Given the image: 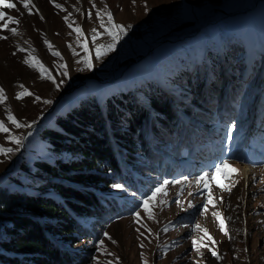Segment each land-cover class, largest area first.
<instances>
[{"label":"rangeland","instance_id":"obj_1","mask_svg":"<svg viewBox=\"0 0 264 264\" xmlns=\"http://www.w3.org/2000/svg\"><path fill=\"white\" fill-rule=\"evenodd\" d=\"M13 2L17 8L4 11L21 20L19 34L12 36L0 30V35L8 36L7 40H0V88L8 97L4 104H0V121L5 122L11 135L22 139V144L16 145L6 139L8 133H0V145L14 149L7 156L0 154V184L10 189L55 197L51 189L39 188L45 177L33 173L35 168L32 164L37 160L52 162L55 158L65 159L68 156L51 152L39 132L52 127L54 118L71 110L81 98L94 93L103 95L101 93L108 84L120 83L138 96L134 83L145 87L151 82L171 96L174 104L184 108L182 103L186 101L193 106L187 114L198 117L201 111L197 112L194 106L199 109L203 106L200 101H195L193 96L196 93L192 85L187 84L186 72L190 73L193 68L192 74L198 81H204V88L212 93L213 99L222 96L223 91L221 94L216 91L229 83H225V79L221 81L219 74H227L230 80H244L234 103V111L224 115L222 121L218 120L214 130H207L209 125L205 119L199 118L198 122H194L197 131L191 136V147L183 144L184 158L180 161L185 162L180 163L178 171L171 175L164 173L162 179L157 173H141L142 180L154 181L156 186L165 180L170 182L166 186L168 195L155 198L167 203L149 205L153 214L151 220L143 210V200L151 194L150 191L144 197L139 194L138 200L129 195L130 211L108 223L95 222L93 229H89L88 237L81 235L73 242L65 237L56 240L75 252L78 258L75 264H107L109 260L114 264L117 260L118 264H143L141 253L147 264H264V157H259L258 153L264 144L255 154H250L249 161L242 160L253 135H263L264 132V0H93L95 9L89 0H55L64 11L49 0H33L36 8L32 15L27 13L19 0ZM105 5L112 12L114 22L125 26L127 31L114 51L97 59L92 51L91 29L96 28L101 33L97 44L111 43V38L103 34V29L99 27L95 14ZM89 11L92 12L91 19L87 16ZM65 16H69L68 23L64 20ZM69 23L73 28L78 25L84 31L82 40L90 51V70L84 63H77L83 60L85 53L78 46L77 35L69 28ZM129 25L130 28L127 27ZM45 39L61 53L62 58L52 55L44 43ZM234 39L244 43L243 50L250 53V59L248 57L242 64L243 68L241 66L229 72L225 65L213 69L205 63L208 60L205 53H209L204 48L207 44L210 52L221 54L226 44ZM69 44L77 55H73ZM18 47L27 51L19 52ZM29 53L49 69L56 84L41 79L35 68L22 62ZM241 56L243 52L235 57V66ZM186 57L194 58L196 63L188 65L191 61ZM60 64L68 66L67 76L59 74L62 72L58 67ZM19 84L25 85L34 96L15 99V94L20 91ZM237 86L240 87L239 84ZM122 88L117 85L111 89L120 91ZM35 96L41 97V100H35ZM44 100L51 103L46 104ZM251 106L253 108L249 111ZM6 109L22 125L31 127L16 128L7 121ZM210 109L207 107L206 111ZM249 113L255 114V127L247 119ZM229 130L231 139L228 138ZM211 132L216 133L215 137ZM224 137L226 140L222 144L218 138ZM173 144L163 141L160 147L170 151L174 149ZM220 152L222 158L219 157ZM152 160L150 158L146 166L144 157L138 162V167L151 170ZM225 161L238 169L229 179L215 171V167ZM23 165L28 166V170H24ZM245 169H251V174L244 173ZM204 173L209 174L215 207L209 205L207 213L201 215L209 189L203 184L198 186L194 181ZM213 173L214 181L228 185L230 191L217 187L211 178ZM62 181L88 188L87 184L66 179ZM177 181L179 183H175ZM189 193L192 195L189 196ZM177 195L180 197L179 206L175 203ZM189 202L193 207H188ZM213 211L221 214L231 240L219 230V221L212 216ZM135 213L140 214L139 222ZM197 224L206 228L217 242L214 247L222 260L217 261L207 249L202 248L201 254L193 250L192 240H199L203 235L199 229L193 230ZM165 226L168 227L167 232L162 231ZM147 229H151V234ZM104 233H108L116 243L113 244ZM205 242L212 246L210 241ZM141 244L144 245L142 248Z\"/></svg>","mask_w":264,"mask_h":264},{"label":"trees","instance_id":"obj_2","mask_svg":"<svg viewBox=\"0 0 264 264\" xmlns=\"http://www.w3.org/2000/svg\"><path fill=\"white\" fill-rule=\"evenodd\" d=\"M208 47L209 44L204 47L209 52L205 53L208 59L205 63L213 69L225 65L232 72L250 59L240 40L228 42L221 54L210 52ZM242 52L235 66V57ZM186 60L191 61L188 65L196 63L194 58ZM192 69L185 76L187 84L195 90V101L203 106L201 109L194 106L197 112L201 111L198 117L187 114L193 106L186 101L182 103L184 108L174 104L172 97L156 84L149 82L144 87L135 82L139 95L134 96L127 87L114 83L105 86L103 95L94 93L81 98L71 110L56 116L52 127L40 130V137L46 139L50 151L68 158L37 160L32 164L33 173L45 177L39 188L51 189L55 197L0 184V264H75L78 259L75 252L57 239L65 237L73 242L81 235L88 237L95 222L108 223L129 212V195L138 200L139 194L144 197L156 186L154 181L142 180L141 173H157L162 179L164 173L171 175L178 171L180 163L185 162L180 160L184 158L183 144L189 142L187 134L195 135L197 131L194 122L199 118L207 120V130L211 131L218 120L234 111L235 100L244 85L241 78L230 80L227 74H219L221 81L229 83L218 88L216 93L224 94L213 99ZM117 85L123 88L112 91ZM207 107L211 109L206 111ZM183 117L189 118L187 124ZM163 141L175 143L174 149H162ZM144 157L146 166L153 159L151 170L138 167ZM22 168L28 170V166ZM64 179L87 184L88 188L63 182ZM116 184L122 187L116 190L113 187Z\"/></svg>","mask_w":264,"mask_h":264},{"label":"snow or ice","instance_id":"obj_3","mask_svg":"<svg viewBox=\"0 0 264 264\" xmlns=\"http://www.w3.org/2000/svg\"><path fill=\"white\" fill-rule=\"evenodd\" d=\"M50 3H53L54 6L56 8L61 9V11H64L62 5L55 3V0H49ZM90 3H92V7L95 9L96 5L95 3H93V0H89ZM133 2H135V0H133ZM19 3L22 5V7L27 11V13L29 15L33 14V9L36 8V5L33 3V0H19ZM17 8V4L13 2V0H0V30H5L8 33H10L12 36H16L19 34L18 32V26L21 23V20L13 15L8 14V12L4 11V9H10V10H15ZM37 14H38V10H37ZM96 18L99 21V27L101 29H103V34H106L107 36H109L111 38V43L107 44V45H102V44H97L96 41L99 39L101 33L96 29L93 28L91 29V39H92V43H93V49L92 51L95 52L96 54V58L100 59L101 57L105 56L108 54V52L110 51H114L115 50V46L116 44L120 41V39H122V36L124 34H126L127 28L121 24L115 23L113 20V14L111 11L107 10V6L105 5L104 9H98L96 11ZM87 16L89 19L92 18V12L89 11L87 13ZM105 17H107V22L105 23ZM41 19H43V17L41 16ZM64 20L66 23H68L69 20V16H65ZM69 28H72L73 31L76 33L77 35V44L78 46L83 49L85 55L83 60H78L77 63H84L89 70L92 67V63L89 60V55H90V51L88 48V45L86 42H83L82 38L84 37V31L77 25L76 27L73 28V25L71 23L68 24ZM128 28H130L131 26H127ZM8 36L6 35H0V40H7ZM45 45L48 47L49 51H51L53 56H57V57H61V53L59 51H56L53 49V45L47 40L45 39L44 41ZM69 49L73 51V55H77V53L75 52L74 49H72V45L69 44L68 45ZM17 51L19 52H25L27 51L26 49H24L23 47H18ZM13 55H15V53H13ZM62 58V57H61ZM25 65L31 67V68H35L39 73H40V77L41 79H47L52 81L54 84H56V80L54 79V77L52 76V74L50 73L49 69L39 60V58H37L36 56L32 55L31 53H29V55L22 61ZM56 66V65H54ZM58 67L60 69H62V72L59 73L63 76H67L68 75V66L66 64H60L58 65ZM62 83V82H61ZM20 91H18L15 94V99L17 100H21L23 99L25 96H34V93L30 92L25 85L23 84H19L18 85ZM57 87H59V85L57 84ZM8 99V97L5 95V90L3 88H0V104H4L5 101ZM35 100L39 101L41 100V97L39 96H35ZM46 104L51 103L50 100H44L43 101ZM6 117H7V121L10 122L12 125H14L16 128H21V127H31V125H22L17 118L9 111L6 109ZM0 133H8V135L6 136V139L8 141H10L13 144L16 145H20L22 144V139L11 135L10 134V130L9 128L5 125L4 121H0ZM228 138L231 139V130H229L228 132ZM18 150V149H16ZM14 149L12 148H6L3 147L2 145H0V154H3L5 156H7L9 153L13 152ZM215 171L216 172H221L224 176L225 179H229L233 174H236L238 172V169L231 167L227 161L218 164L215 167ZM214 176L215 174H212V180L214 181ZM198 186L200 184H203L204 188L209 189L207 198L203 204V209L200 212L201 215H205L208 211V207L209 205H212L213 207H215V201L213 200L212 197V193H211V185H210V180H209V174L208 173H204L201 176L196 177L195 181H194ZM217 184V187L221 188V189H227L230 191V188L228 185L225 184H220L218 181H214ZM169 181L165 180L162 183L158 184L156 187H154L151 190V194L147 197H145V199L143 200V210L144 212L147 214L148 219H152L153 218V214L150 210L149 205H154L155 203H160V204H166L167 201L161 199L159 201H157L155 198L157 196H164L166 197L168 195V191L166 186L169 185ZM175 183H179L178 181ZM232 186H235L234 184ZM113 187L120 189L122 187V185L120 184H116ZM192 193H189V196H191ZM175 203L179 206L180 205V197L179 195H177ZM188 207L191 208L193 207V204L191 202L188 203ZM183 210V209H182ZM136 217H137V222H139V213H135ZM212 216L216 218L217 221H219V230L228 237L229 240L232 239V237L229 235L226 227H225V223H224V219L221 217V214L219 212H212ZM195 229H199L203 235L200 237L199 240L193 239L192 240V248L195 252H197V254H201V249H207L209 253H211V256L214 257L217 261H220L223 259V257L218 253V251L215 249L214 245L217 243L212 235L208 232V230L206 228H202L200 225H195ZM139 231V229H138ZM147 231L151 234V229H147ZM162 231L167 232L168 231V227L165 226ZM104 235L109 239L112 240V243L115 244L116 241L114 239H112L108 233H104ZM158 235V234H157ZM205 241H210L211 245L210 246L208 243H206ZM101 244H103V242H101ZM144 245L141 244L140 247L142 248ZM101 251H103V249H100ZM245 251H247V249H245ZM107 255H112L111 253H107ZM95 259V258H94ZM141 259L143 261V264H147V261L143 259V253H141ZM107 264H114V262L112 260L107 261ZM116 264H118V260L116 261ZM198 264V262H197Z\"/></svg>","mask_w":264,"mask_h":264},{"label":"bare ground","instance_id":"obj_4","mask_svg":"<svg viewBox=\"0 0 264 264\" xmlns=\"http://www.w3.org/2000/svg\"><path fill=\"white\" fill-rule=\"evenodd\" d=\"M208 68H209V67H208ZM244 173H246V174H248V175L251 174V169H249V170H248V169H245V172H244ZM191 245H192V244H191ZM183 255H184V254H183Z\"/></svg>","mask_w":264,"mask_h":264}]
</instances>
